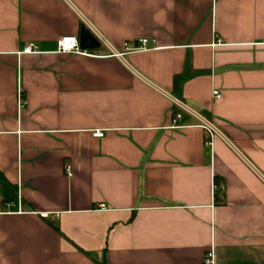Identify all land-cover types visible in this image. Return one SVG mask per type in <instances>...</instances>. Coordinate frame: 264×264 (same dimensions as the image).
<instances>
[{
    "label": "crops",
    "instance_id": "1",
    "mask_svg": "<svg viewBox=\"0 0 264 264\" xmlns=\"http://www.w3.org/2000/svg\"><path fill=\"white\" fill-rule=\"evenodd\" d=\"M83 26L101 46L58 51ZM210 250L264 264V0H0V264Z\"/></svg>",
    "mask_w": 264,
    "mask_h": 264
},
{
    "label": "built area",
    "instance_id": "2",
    "mask_svg": "<svg viewBox=\"0 0 264 264\" xmlns=\"http://www.w3.org/2000/svg\"><path fill=\"white\" fill-rule=\"evenodd\" d=\"M98 38L101 41L104 40L100 35H98ZM153 40H155V39H153ZM149 43H150V39L147 37H143V38L138 39V41H136L134 44H131V42H126L125 43V50H126L125 52L147 50L150 48ZM57 46H58L57 47L58 51H61V52H71V53L86 54V55L93 54L88 49H84L81 47L80 39H79V36H77V35H64V36L59 37L57 40ZM36 49H37V45L34 42H30L24 48V52H32V51H36ZM125 52H120V54H123ZM19 94H20V107H23L26 103V100L24 99V97L22 95L21 89H19ZM214 96L217 98L221 97L222 96L221 91L215 89L214 90ZM173 103L185 111H189L191 113L196 114L201 119L202 127L206 130V134H207L206 143L209 146L212 145L213 138L218 133V128L214 125V123L212 121H210L209 119H207L206 117H203V116L199 115L198 113H196L192 108H190L181 99H179L177 97H175V98L173 97ZM181 115H182L181 112L176 113L177 118H180ZM93 135L94 136H103L104 131L97 129L96 131H94ZM66 171H67L68 175H72V166L70 163L66 164ZM101 208H107V207L103 203V204H101ZM214 261H215L214 251L210 250L205 255V262H206V264H214Z\"/></svg>",
    "mask_w": 264,
    "mask_h": 264
},
{
    "label": "water",
    "instance_id": "3",
    "mask_svg": "<svg viewBox=\"0 0 264 264\" xmlns=\"http://www.w3.org/2000/svg\"><path fill=\"white\" fill-rule=\"evenodd\" d=\"M79 39L80 45L84 49L99 48L102 44V41L88 26H83L81 28Z\"/></svg>",
    "mask_w": 264,
    "mask_h": 264
},
{
    "label": "trees",
    "instance_id": "4",
    "mask_svg": "<svg viewBox=\"0 0 264 264\" xmlns=\"http://www.w3.org/2000/svg\"><path fill=\"white\" fill-rule=\"evenodd\" d=\"M220 189V185L216 183V194H215V199H216V202H219V196H218V190ZM88 256H90L91 258H93L98 264H107L106 260H98L94 254L88 252V251H85Z\"/></svg>",
    "mask_w": 264,
    "mask_h": 264
}]
</instances>
